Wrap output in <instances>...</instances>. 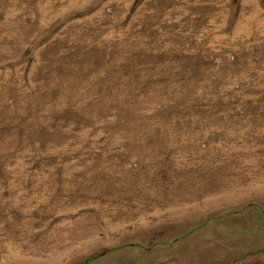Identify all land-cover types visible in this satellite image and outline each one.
<instances>
[{
  "label": "rangeland",
  "instance_id": "obj_1",
  "mask_svg": "<svg viewBox=\"0 0 264 264\" xmlns=\"http://www.w3.org/2000/svg\"><path fill=\"white\" fill-rule=\"evenodd\" d=\"M0 264H264V0H0Z\"/></svg>",
  "mask_w": 264,
  "mask_h": 264
}]
</instances>
